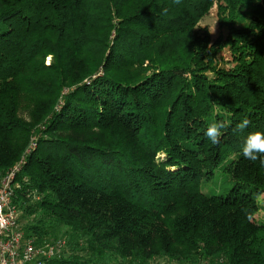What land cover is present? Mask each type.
I'll return each instance as SVG.
<instances>
[{
  "label": "trees",
  "instance_id": "trees-1",
  "mask_svg": "<svg viewBox=\"0 0 264 264\" xmlns=\"http://www.w3.org/2000/svg\"><path fill=\"white\" fill-rule=\"evenodd\" d=\"M255 130L264 0H0V177L47 264H264Z\"/></svg>",
  "mask_w": 264,
  "mask_h": 264
},
{
  "label": "built area",
  "instance_id": "built-area-1",
  "mask_svg": "<svg viewBox=\"0 0 264 264\" xmlns=\"http://www.w3.org/2000/svg\"><path fill=\"white\" fill-rule=\"evenodd\" d=\"M23 161L0 177V264H47L59 259L66 249L64 240L36 244L26 238L19 223V212L13 205L14 182Z\"/></svg>",
  "mask_w": 264,
  "mask_h": 264
},
{
  "label": "clouds",
  "instance_id": "clouds-1",
  "mask_svg": "<svg viewBox=\"0 0 264 264\" xmlns=\"http://www.w3.org/2000/svg\"><path fill=\"white\" fill-rule=\"evenodd\" d=\"M179 3V0H176ZM249 125V120L244 119L238 125L237 129L243 131ZM225 128L223 121L212 119L206 128L205 136L212 144H217L222 136V130ZM242 155L245 159L252 162L259 161L261 167H264V131H251L244 139L241 148Z\"/></svg>",
  "mask_w": 264,
  "mask_h": 264
},
{
  "label": "rangeland",
  "instance_id": "rangeland-1",
  "mask_svg": "<svg viewBox=\"0 0 264 264\" xmlns=\"http://www.w3.org/2000/svg\"><path fill=\"white\" fill-rule=\"evenodd\" d=\"M201 24L206 26L210 30L213 37L216 36L218 30H217V21H216L214 11H212L207 17H205L203 21L201 22ZM50 61H51V58L47 57L46 63H49ZM217 176L218 175L214 176L212 180H210L209 182L203 185L202 191L204 193L211 194V195H224L226 193L227 189H229L230 187V183H228L227 181H223L222 177H217ZM257 201H258V204L260 205V210L255 215V217L261 220L264 217V207H262L264 206V194L260 195ZM22 221L23 220L20 218V215H19V223L21 224ZM69 253H70L69 249L66 248L64 250L63 256H67Z\"/></svg>",
  "mask_w": 264,
  "mask_h": 264
}]
</instances>
